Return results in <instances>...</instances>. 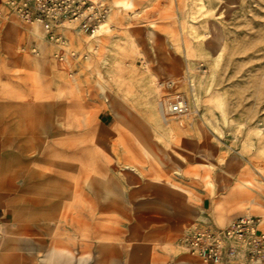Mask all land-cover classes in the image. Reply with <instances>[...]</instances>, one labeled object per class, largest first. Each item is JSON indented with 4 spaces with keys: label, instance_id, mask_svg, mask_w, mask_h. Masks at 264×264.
<instances>
[{
    "label": "rangeland",
    "instance_id": "rangeland-1",
    "mask_svg": "<svg viewBox=\"0 0 264 264\" xmlns=\"http://www.w3.org/2000/svg\"><path fill=\"white\" fill-rule=\"evenodd\" d=\"M92 1L56 44L0 0V264H222L185 237L264 231V0Z\"/></svg>",
    "mask_w": 264,
    "mask_h": 264
},
{
    "label": "built area",
    "instance_id": "built-area-1",
    "mask_svg": "<svg viewBox=\"0 0 264 264\" xmlns=\"http://www.w3.org/2000/svg\"><path fill=\"white\" fill-rule=\"evenodd\" d=\"M11 14L25 22L42 25L49 40L59 43L63 39L58 30L74 24L82 30L93 32L104 20L106 7L92 0H6ZM55 57L62 58L59 53ZM174 79L162 84L170 88ZM164 115H182L188 111V102L179 92L169 94L162 102ZM185 244L192 255L204 262L229 264L240 259L243 264H264V231L258 220L243 215L225 226L207 222L196 225L185 237Z\"/></svg>",
    "mask_w": 264,
    "mask_h": 264
},
{
    "label": "bare ground",
    "instance_id": "bare-ground-1",
    "mask_svg": "<svg viewBox=\"0 0 264 264\" xmlns=\"http://www.w3.org/2000/svg\"><path fill=\"white\" fill-rule=\"evenodd\" d=\"M76 26V25H75ZM62 29V28H61ZM60 29V30H61ZM70 29V28H69ZM80 32V31H79ZM127 36V35H126ZM128 37V36H127ZM126 40V39H125ZM126 42V41H125ZM128 42H129V40H128ZM221 183V182H220ZM58 220V219H57ZM59 244V243H58ZM53 250V249H52ZM56 250V249H55ZM52 252V251H51ZM54 255V254H53ZM56 256V255H55ZM50 257V256H49ZM50 259V258H49ZM55 260H56V258H55ZM61 260H63V259H61ZM54 264V263H53ZM83 264V263H82Z\"/></svg>",
    "mask_w": 264,
    "mask_h": 264
},
{
    "label": "crops",
    "instance_id": "crops-1",
    "mask_svg": "<svg viewBox=\"0 0 264 264\" xmlns=\"http://www.w3.org/2000/svg\"><path fill=\"white\" fill-rule=\"evenodd\" d=\"M238 217H240V216H238ZM237 218V217H236ZM235 219V218H234ZM233 220V219H232Z\"/></svg>",
    "mask_w": 264,
    "mask_h": 264
}]
</instances>
